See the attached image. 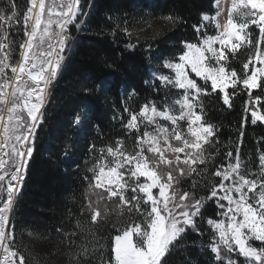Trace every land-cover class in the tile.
<instances>
[{"label":"snow or ice","instance_id":"snow-or-ice-1","mask_svg":"<svg viewBox=\"0 0 264 264\" xmlns=\"http://www.w3.org/2000/svg\"><path fill=\"white\" fill-rule=\"evenodd\" d=\"M81 14V0H27L23 12L17 0L0 2V264H29L30 259L47 264L21 251L11 217L43 123L46 97ZM218 16L219 11L201 13L202 23L192 26L196 42L182 41L179 56L163 61L154 73L159 103L149 100L139 111L123 108L128 116L119 120L134 143L117 138L114 145L90 146L98 154L88 168L91 177H83V219H76L74 230L57 229L68 264H170L186 249L190 231L204 234L198 222L208 201L221 217L205 221L213 264H264V150L254 169L255 161L242 158L241 131L235 156L229 150L227 162L215 164L217 127L205 118L207 98L215 95L232 108L239 91H245L241 128L248 122L264 124V95L253 91L264 93V0H231L223 24ZM165 19L174 24L179 18ZM203 22L214 26L215 35L208 34ZM116 27L131 36L128 27ZM240 53L245 58L237 69L233 62ZM90 91L85 86V95ZM81 120L76 114L74 123ZM190 178L191 191L183 186ZM125 208L127 218L111 225L115 234L106 256L97 233L116 209L123 218Z\"/></svg>","mask_w":264,"mask_h":264},{"label":"trees","instance_id":"trees-1","mask_svg":"<svg viewBox=\"0 0 264 264\" xmlns=\"http://www.w3.org/2000/svg\"><path fill=\"white\" fill-rule=\"evenodd\" d=\"M26 1L17 0L21 12L27 7ZM91 1L89 15L80 29L73 26L70 30L73 44L42 110L43 123L37 130L34 153L11 217L21 251L47 264H68L67 250L59 243L57 229L74 230L76 219H83L80 207L87 191L83 177H91L88 168L96 156L90 146L95 144L99 149L117 138L128 140L119 120L121 115L127 119L123 108L139 111L149 100L159 101L153 84L148 83L149 71H159L164 60L178 57L182 41L196 42L192 26L202 23L201 13L215 14V0ZM168 16L179 18L178 22L171 23L165 19ZM117 24L128 27L131 36ZM208 34L215 35V28L208 25ZM128 44L136 46L128 48ZM244 58L233 66L239 69ZM85 86L91 89L87 95ZM254 94L263 95L260 90ZM247 99L237 95L232 108L223 106L215 95L206 100L205 118L217 127L220 142L215 164L226 163L229 150L235 156L241 131L242 158L256 161L259 151L264 150L261 124L253 126L248 122L241 128ZM76 114L83 117L79 127L73 126ZM131 139L134 143L132 136ZM190 185L191 178L183 186L191 191ZM119 211L116 209L109 223L97 233L106 256L110 255V236L115 234L112 223L121 224L127 218L126 208L123 218L117 217ZM217 212L208 201L203 219L198 222L204 234L197 236L190 231L186 249L177 252L170 264H213L206 248L210 230L205 221L208 217L218 219Z\"/></svg>","mask_w":264,"mask_h":264},{"label":"rangeland","instance_id":"rangeland-1","mask_svg":"<svg viewBox=\"0 0 264 264\" xmlns=\"http://www.w3.org/2000/svg\"><path fill=\"white\" fill-rule=\"evenodd\" d=\"M0 2H2V0H0ZM27 2V1H26ZM86 2H87V0H81V15L79 16V18H78V20H80L79 21V23H78V20H77V22H76V24L75 25H73V26H75L76 27V29L77 30H79L80 29V27L82 26V24H83V22L85 21V19H86V16H87V14L89 15V13H88V11L90 10V7H91V0H89L88 2V5L86 6V8L84 9V5L86 4ZM230 7H231V0H219V4L217 5L216 3H214V9H215V13L217 12V11H219L220 12V16H218L217 17V19L219 20V22L221 23V24H223L225 21H226V19H227V14H228V11H229V9H230ZM215 15V14H214ZM204 23H208V25L209 26H212L213 28H214V26L211 24V23H209V22H204ZM72 44H73V38H72V36H71V38H70V40H69V45H68V47L66 48V50H65V52L63 53V56H64V59L62 60V65H63V62H64V60H65V58H66V56H67V54L69 53V51H70V48H71V46H72ZM244 57V54H242L241 56H239V59L237 60V61H234L233 62V65L234 64H238V62H241V60H242V58ZM177 58V57H176ZM175 59V58H174ZM167 60H173L172 58L170 59V58H168ZM165 61V60H164ZM62 67V66H61ZM156 72H158V70H156V69H151L150 71H149V77H148V83L149 84H153V79H154V73H156ZM167 72V70L165 69V73ZM60 73V72H59ZM58 75H60V74H58ZM55 82V81H54ZM53 85V84H52ZM51 85V86H52ZM175 91V90H174ZM254 92H256V91H258V90H253ZM245 95V96H247V93L245 92V91H239V95ZM162 95V94H161ZM263 95H264V93H263ZM48 96L49 95H47V97H46V99L48 98ZM248 97V96H247ZM177 98V96H172L171 97V99H176ZM47 102V101H46ZM158 103H159V101H157ZM46 104V103H45ZM82 121H83V117H82V120H81V123H82ZM80 123V124H81ZM161 123H167V122H164V121H161ZM80 124H75L74 123V121H73V126H75V127H79L80 126ZM258 124H260V123H258ZM263 127H264V124H261ZM126 136H128V140H125L124 139V142H125V144L126 145H129V146H131L132 144H133V141H132V139H131V136L127 133V135ZM0 141H2V137H0ZM116 141V140H115ZM115 141H113V145L115 144ZM0 154H2V153H0ZM98 153H96V155H97ZM251 161H254L253 159H250ZM258 164V158H257V160L255 161V164H253L252 165V167L255 169L256 168V165ZM185 188V187H184ZM20 194V193H19ZM212 203H213V205L214 206H216V204L213 202V201H211ZM217 208V207H216ZM217 211H219L218 210V208H217ZM218 217V219H221V217H219V216H217ZM208 226V225H207ZM209 227V226H208ZM258 243V242H257Z\"/></svg>","mask_w":264,"mask_h":264},{"label":"water","instance_id":"water-1","mask_svg":"<svg viewBox=\"0 0 264 264\" xmlns=\"http://www.w3.org/2000/svg\"><path fill=\"white\" fill-rule=\"evenodd\" d=\"M88 13H89V11H88ZM87 15H88V14H87ZM86 17H87V16H86ZM70 50H71V48H70ZM69 53H70V51H69ZM69 53L67 54L65 60L67 59ZM65 60H64V62H63V65H64V63H65ZM63 65H62V67H61L60 73H61V71H62ZM60 73H59V74H60ZM58 77H59V75H58ZM58 77H57V79H58ZM57 79H56V80H57ZM56 80H55V82H56ZM55 82H54V83H55ZM53 86H54V84H53ZM53 86H52V88H53ZM52 88H51V90H52ZM50 92H51V91H50ZM46 101H47V99H46Z\"/></svg>","mask_w":264,"mask_h":264},{"label":"flooded vegetation","instance_id":"flooded-vegetation-1","mask_svg":"<svg viewBox=\"0 0 264 264\" xmlns=\"http://www.w3.org/2000/svg\"><path fill=\"white\" fill-rule=\"evenodd\" d=\"M72 27H73V26H72ZM72 27H71V28H72ZM70 30H71V29H70ZM45 47H47V46L45 45Z\"/></svg>","mask_w":264,"mask_h":264},{"label":"bare ground","instance_id":"bare-ground-1","mask_svg":"<svg viewBox=\"0 0 264 264\" xmlns=\"http://www.w3.org/2000/svg\"><path fill=\"white\" fill-rule=\"evenodd\" d=\"M54 84V83H53ZM53 86V85H52ZM52 86H51V88H52Z\"/></svg>","mask_w":264,"mask_h":264}]
</instances>
